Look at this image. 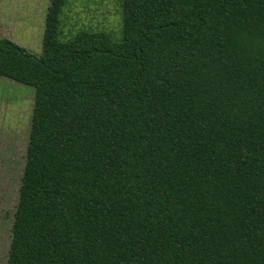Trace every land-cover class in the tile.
Here are the masks:
<instances>
[{"label": "trees", "instance_id": "obj_1", "mask_svg": "<svg viewBox=\"0 0 264 264\" xmlns=\"http://www.w3.org/2000/svg\"><path fill=\"white\" fill-rule=\"evenodd\" d=\"M0 37L33 107L5 264H264V0H124L123 38Z\"/></svg>", "mask_w": 264, "mask_h": 264}, {"label": "rangeland", "instance_id": "obj_2", "mask_svg": "<svg viewBox=\"0 0 264 264\" xmlns=\"http://www.w3.org/2000/svg\"><path fill=\"white\" fill-rule=\"evenodd\" d=\"M48 4L49 0H0V37L39 54ZM123 4L124 0H66L60 13L59 39L66 41L80 30H93L121 41ZM33 93L32 86L0 76V264L6 263Z\"/></svg>", "mask_w": 264, "mask_h": 264}]
</instances>
